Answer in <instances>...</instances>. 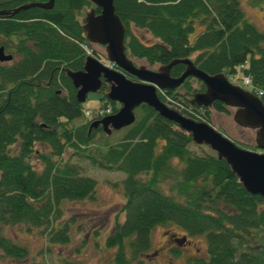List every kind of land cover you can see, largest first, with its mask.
I'll list each match as a JSON object with an SVG mask.
<instances>
[{"label":"trees","instance_id":"1","mask_svg":"<svg viewBox=\"0 0 264 264\" xmlns=\"http://www.w3.org/2000/svg\"><path fill=\"white\" fill-rule=\"evenodd\" d=\"M45 1L0 0V47L11 56V63L0 64L2 255L12 260L28 255L5 235L7 227L36 229L49 244H68L69 223L62 222L61 203L94 199L96 189L94 179L80 175V169L63 158L70 151L97 170L124 175L123 220L114 223L103 241L106 249H113L111 264L149 260L151 232L160 226L185 234L170 232L165 237L167 251L175 256L186 237L203 236L205 255L187 258L186 264H264V199L246 193L215 153L191 150L203 145L193 144L176 123L140 105L133 123L113 144L99 128L88 131L92 119L66 127L84 115L65 72L83 67V47H90L79 17L91 4L54 0L49 10L28 8L12 14L23 5ZM113 5L125 28L127 56L158 66L185 59L208 76L246 78L264 101V29L249 22L237 0H114ZM183 71L184 65L177 63L169 75L178 78ZM196 84L194 89L185 81L157 98L165 106L167 97L177 98L175 112L194 123L209 121L211 111L226 113L217 101L210 107L192 105L194 93L203 89ZM106 91L102 83L99 107L109 106L114 113ZM167 184L176 194L163 191Z\"/></svg>","mask_w":264,"mask_h":264},{"label":"water","instance_id":"2","mask_svg":"<svg viewBox=\"0 0 264 264\" xmlns=\"http://www.w3.org/2000/svg\"><path fill=\"white\" fill-rule=\"evenodd\" d=\"M114 0H88L94 6L85 13L81 29L85 40L92 45L101 46L105 59L124 74L136 79L133 82L117 71L102 66L91 56L85 57L80 71H66L65 75L75 89V100L82 104L89 93H96L102 81L109 85L106 98L116 102L120 108L116 113L99 121L90 123L88 130L101 126L102 131L109 135L131 125L134 121L133 110L140 105L152 108L159 116L176 123L181 130L190 134L196 145H205L213 151L218 159H222L236 176L246 193L260 196L264 199V153L257 154L242 150L222 137L218 132L202 123H194L182 118L177 113L167 109L156 97L155 91L175 90L189 77L200 81L205 86L203 93H197L190 101L199 107H208L214 101H219L229 108H236L232 121L241 128L255 130V148L264 151V106L262 102L231 85L223 75L208 76L195 69L188 60H175L167 65L151 71L143 66H134L126 56L124 46L125 28L114 13ZM54 0L44 3H30L12 11L15 14L28 8L49 10ZM95 10H99L95 13ZM0 15H3L0 13ZM10 55H5L0 47V63L9 62ZM180 63L185 66L178 78H171L169 70ZM184 238L177 242H184Z\"/></svg>","mask_w":264,"mask_h":264},{"label":"rangeland","instance_id":"3","mask_svg":"<svg viewBox=\"0 0 264 264\" xmlns=\"http://www.w3.org/2000/svg\"><path fill=\"white\" fill-rule=\"evenodd\" d=\"M244 16L256 26L259 30L264 29V0H237ZM88 10L81 12L79 21H82L83 15ZM198 30V28H197ZM93 55H97L99 61L105 66L115 69L113 65L107 63L104 58L103 48L91 45ZM86 51V49H85ZM90 54V50H87ZM5 54H9L5 52ZM14 60L17 57H13ZM133 64L143 66L149 70L156 71L158 65H149L144 60L131 59ZM10 62L4 63L9 64ZM127 77V76H126ZM131 81V77H127ZM135 81V80H134ZM233 84L245 89L240 82L230 80ZM99 93H89L86 100L81 104L84 111H93L99 106ZM118 107V104L114 106ZM111 109V108H110ZM225 114L211 112L209 121L222 135L234 143L240 145L243 149L259 152L254 147V132L236 126L231 119L233 109H227ZM136 113V110L134 111ZM137 116V114H136ZM135 116V117H136ZM88 117H82L73 120L72 123L65 124L66 127H78L85 124ZM100 134H97V138ZM123 130L111 132L106 136L105 141L113 144L120 140ZM35 148L41 150V146ZM196 154H210L207 147H190ZM44 150V149H42ZM63 158L69 160L71 164L80 169V175L92 178L96 182L94 199L85 198L80 201H64L61 203L62 222L69 223V242L66 245L49 244L44 235H41L36 229H29L25 226L7 227L5 235L12 241L22 245L27 250V257L23 260H12L2 255L0 252V264H61L63 261H70L79 264H111L113 249H106L103 241L109 233L112 232L114 223H121L123 214L120 211L124 202L121 190V181L124 175L119 172H107L97 170L89 165L88 162L71 155L70 151H65ZM29 163L40 169L38 162L29 157ZM163 191L171 195L175 191L169 192V185H164ZM176 232L179 235H185L175 227H155L151 232L149 260L145 257H139L140 264H186V259L196 258L205 255V242L203 236L186 237L187 242L181 249L178 256L170 252L153 255L152 251L163 244H167L164 235L166 233ZM168 245V244H167Z\"/></svg>","mask_w":264,"mask_h":264},{"label":"flooded vegetation","instance_id":"4","mask_svg":"<svg viewBox=\"0 0 264 264\" xmlns=\"http://www.w3.org/2000/svg\"><path fill=\"white\" fill-rule=\"evenodd\" d=\"M194 37V36H193ZM134 81V80H133ZM186 81H188L189 82V84H190V86L193 88V86L191 85V83H196V80H194L193 78H189V79H187ZM198 84V83H197ZM198 86H199V84H198ZM199 88V87H198ZM201 90L203 91V89H200L199 88V90H198V92H201ZM184 92V91H183ZM99 128V127H98ZM168 234L166 233V235H164L163 237H166ZM167 244H163V245H161V246H159V248H157V249H154L152 252V254L153 255H156V253L157 254H160V253H166L167 252ZM157 251V252H156Z\"/></svg>","mask_w":264,"mask_h":264}]
</instances>
